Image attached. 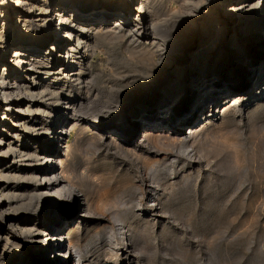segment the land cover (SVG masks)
I'll list each match as a JSON object with an SVG mask.
<instances>
[{
    "label": "bare ground",
    "instance_id": "1",
    "mask_svg": "<svg viewBox=\"0 0 264 264\" xmlns=\"http://www.w3.org/2000/svg\"><path fill=\"white\" fill-rule=\"evenodd\" d=\"M261 10L264 0H0V264L89 262L72 240L78 222L93 218L88 207L74 209L83 200L75 180L84 175L70 162L66 136L78 122L64 113L69 102L56 106L65 83H90L83 77L94 50L127 43L145 65L143 83L115 122L93 115L84 128L102 142L109 133L114 148L121 146L112 136L142 127L134 151L147 149L159 128L184 144L217 100L228 99L220 112L264 94V45L253 43L264 37ZM126 238L108 239L109 247L129 258ZM45 251L57 253L49 259Z\"/></svg>",
    "mask_w": 264,
    "mask_h": 264
},
{
    "label": "rangeland",
    "instance_id": "2",
    "mask_svg": "<svg viewBox=\"0 0 264 264\" xmlns=\"http://www.w3.org/2000/svg\"><path fill=\"white\" fill-rule=\"evenodd\" d=\"M253 43L262 48L264 37ZM126 44L94 50L87 57L92 67L83 77L89 75L90 83H65L59 90L56 109L69 102L73 110L63 112H74L78 122L71 120L66 136L70 162L84 175L75 180L83 200L74 209L80 214L89 208L93 216L83 226L78 222V237L72 238L76 248L88 264H264V94L220 112L228 99L217 100L203 109L208 115L218 105L217 115L205 125L206 114L200 113L193 124L195 136L184 144L159 128L147 149L134 151L148 129L142 127L133 136H112L121 146L114 148L109 133L102 142L99 133L84 126L93 115L115 122L143 83L145 65L128 54ZM119 228L127 231L129 258L109 247L116 235L124 243ZM56 253L42 254L50 259Z\"/></svg>",
    "mask_w": 264,
    "mask_h": 264
}]
</instances>
